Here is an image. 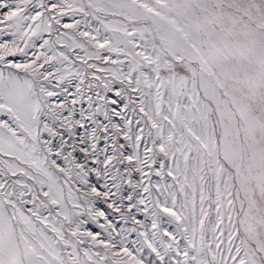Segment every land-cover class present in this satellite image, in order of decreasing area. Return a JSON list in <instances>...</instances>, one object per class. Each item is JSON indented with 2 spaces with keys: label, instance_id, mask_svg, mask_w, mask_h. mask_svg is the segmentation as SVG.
<instances>
[{
  "label": "snow or ice",
  "instance_id": "6c2138e0",
  "mask_svg": "<svg viewBox=\"0 0 264 264\" xmlns=\"http://www.w3.org/2000/svg\"><path fill=\"white\" fill-rule=\"evenodd\" d=\"M0 264H264V0H0Z\"/></svg>",
  "mask_w": 264,
  "mask_h": 264
},
{
  "label": "rangeland",
  "instance_id": "374dc122",
  "mask_svg": "<svg viewBox=\"0 0 264 264\" xmlns=\"http://www.w3.org/2000/svg\"><path fill=\"white\" fill-rule=\"evenodd\" d=\"M76 18L79 19L80 17L77 16ZM109 19H111V17H109ZM64 22H71V20H70V18L65 17V18H64ZM93 26H94V27L97 26V25L95 24V22H93ZM81 30H82V31H83V30H86V29L83 28V25L81 26ZM3 38H4V39H7L8 37L5 36V37H3ZM154 179H156V178L154 177ZM101 206H103V205H101ZM140 218L143 219V217H140ZM90 227H92L94 230H99L98 228H96V226H95L94 224H93V225H90ZM117 227H118V229H119L120 227H131V225H127V226H125V225H123V223L121 222V223H119V224L117 225ZM136 238H137V236H136L135 233H132V234L130 235V237H129L130 240H135ZM145 255H147V252H145Z\"/></svg>",
  "mask_w": 264,
  "mask_h": 264
}]
</instances>
